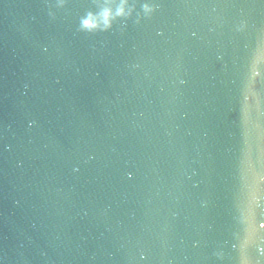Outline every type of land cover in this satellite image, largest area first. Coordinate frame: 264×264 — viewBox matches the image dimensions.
Segmentation results:
<instances>
[{
    "label": "water",
    "instance_id": "95a60500",
    "mask_svg": "<svg viewBox=\"0 0 264 264\" xmlns=\"http://www.w3.org/2000/svg\"><path fill=\"white\" fill-rule=\"evenodd\" d=\"M0 0V264H264V0Z\"/></svg>",
    "mask_w": 264,
    "mask_h": 264
},
{
    "label": "clouds",
    "instance_id": "9594fccd",
    "mask_svg": "<svg viewBox=\"0 0 264 264\" xmlns=\"http://www.w3.org/2000/svg\"><path fill=\"white\" fill-rule=\"evenodd\" d=\"M128 0H121L119 6L115 9L113 13L112 8H103L96 15L91 12L88 14L87 18L82 20V26L91 29L99 28L102 24L104 28H108L111 25V21L114 16H130L134 9L127 7Z\"/></svg>",
    "mask_w": 264,
    "mask_h": 264
},
{
    "label": "snow or ice",
    "instance_id": "6c2138e0",
    "mask_svg": "<svg viewBox=\"0 0 264 264\" xmlns=\"http://www.w3.org/2000/svg\"><path fill=\"white\" fill-rule=\"evenodd\" d=\"M66 0H59V3H65ZM105 2H109V0H105ZM121 2V0H119V3Z\"/></svg>",
    "mask_w": 264,
    "mask_h": 264
}]
</instances>
